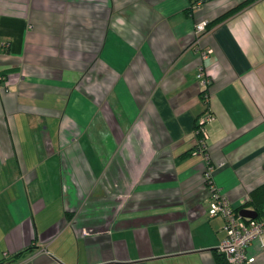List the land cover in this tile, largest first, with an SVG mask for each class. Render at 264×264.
<instances>
[{
  "label": "crops",
  "instance_id": "obj_1",
  "mask_svg": "<svg viewBox=\"0 0 264 264\" xmlns=\"http://www.w3.org/2000/svg\"><path fill=\"white\" fill-rule=\"evenodd\" d=\"M243 1L0 0V264H228L203 174L264 184V0L194 27Z\"/></svg>",
  "mask_w": 264,
  "mask_h": 264
},
{
  "label": "built area",
  "instance_id": "obj_2",
  "mask_svg": "<svg viewBox=\"0 0 264 264\" xmlns=\"http://www.w3.org/2000/svg\"><path fill=\"white\" fill-rule=\"evenodd\" d=\"M192 6L199 7L201 0H191ZM206 22L196 24L194 27L195 43L198 44L200 37L205 31ZM210 50H201V58L205 59ZM197 79L202 87H207L210 80L202 66L199 67ZM213 120V116L208 114L201 117L195 129L200 136L197 148L203 151L205 148V124ZM205 159L207 156L205 154ZM213 168L207 165L203 174L204 184L209 189V195L205 200L206 211L210 217H221L223 220L224 237L220 241L217 250L223 254L228 264H251L253 257L247 255V248L254 242L259 243L260 248L264 249V213L257 215L256 218L242 217L221 193L216 186L212 176Z\"/></svg>",
  "mask_w": 264,
  "mask_h": 264
},
{
  "label": "trees",
  "instance_id": "obj_3",
  "mask_svg": "<svg viewBox=\"0 0 264 264\" xmlns=\"http://www.w3.org/2000/svg\"><path fill=\"white\" fill-rule=\"evenodd\" d=\"M256 0H245L238 4L237 6L227 10L225 13L221 14L219 17L214 19L213 21L209 22L206 24L205 29L210 28L212 26H215L216 24L224 21L231 15L237 13L239 10L245 8L246 6H249ZM193 2L191 1V7H192ZM197 128V125L195 126V129ZM249 204L252 207V210H254L257 215L259 216L260 214L264 213V184L258 186L255 188L252 192L249 194ZM239 211L238 209H236Z\"/></svg>",
  "mask_w": 264,
  "mask_h": 264
},
{
  "label": "water",
  "instance_id": "obj_4",
  "mask_svg": "<svg viewBox=\"0 0 264 264\" xmlns=\"http://www.w3.org/2000/svg\"><path fill=\"white\" fill-rule=\"evenodd\" d=\"M239 214L240 216L247 218H256L257 216V213L252 209H241L239 210Z\"/></svg>",
  "mask_w": 264,
  "mask_h": 264
}]
</instances>
